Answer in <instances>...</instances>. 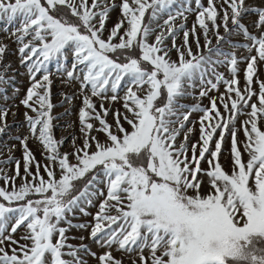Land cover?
Wrapping results in <instances>:
<instances>
[{
    "label": "snow or ice",
    "instance_id": "snow-or-ice-1",
    "mask_svg": "<svg viewBox=\"0 0 264 264\" xmlns=\"http://www.w3.org/2000/svg\"><path fill=\"white\" fill-rule=\"evenodd\" d=\"M0 24V264H264V0Z\"/></svg>",
    "mask_w": 264,
    "mask_h": 264
},
{
    "label": "rangeland",
    "instance_id": "rangeland-1",
    "mask_svg": "<svg viewBox=\"0 0 264 264\" xmlns=\"http://www.w3.org/2000/svg\"><path fill=\"white\" fill-rule=\"evenodd\" d=\"M0 26H2V24H0ZM3 34H2V32H0V36H2Z\"/></svg>",
    "mask_w": 264,
    "mask_h": 264
}]
</instances>
